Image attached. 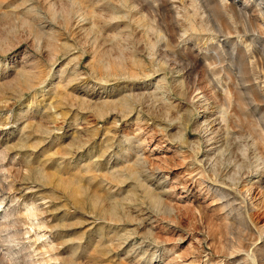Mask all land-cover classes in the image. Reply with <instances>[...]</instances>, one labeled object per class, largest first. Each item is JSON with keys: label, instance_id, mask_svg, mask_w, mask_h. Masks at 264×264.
<instances>
[{"label": "rangeland", "instance_id": "obj_1", "mask_svg": "<svg viewBox=\"0 0 264 264\" xmlns=\"http://www.w3.org/2000/svg\"><path fill=\"white\" fill-rule=\"evenodd\" d=\"M263 99L264 0H0V264H264Z\"/></svg>", "mask_w": 264, "mask_h": 264}, {"label": "bare ground", "instance_id": "obj_2", "mask_svg": "<svg viewBox=\"0 0 264 264\" xmlns=\"http://www.w3.org/2000/svg\"><path fill=\"white\" fill-rule=\"evenodd\" d=\"M257 66H258V65H257ZM252 68H253V70H254V67H252ZM252 68H251V69H252ZM255 68H256V66H255ZM256 69H257V68H256ZM256 69H255V70H256ZM255 70H254V71H255ZM250 71H251V70H250ZM256 72H257V71H256ZM250 73H251V72H250ZM255 74H256V73H255ZM256 75H257V74H256ZM251 76H252V75H251ZM255 78H256V77H255ZM243 81H245V80H243ZM243 81L240 82V83L243 84ZM247 81H248V80H247ZM249 81H250V80H249ZM249 81H248V83H251L252 80H251L250 82H249ZM245 82H246V81H245ZM245 82H244V83H245ZM238 84H239V83H238ZM246 84H247V83H246ZM252 85H253V84H252ZM242 86H243V85H242ZM247 86H249V85H247ZM247 86H246V87H247ZM237 87H238V86H237ZM248 90L250 91V89H248ZM250 93H251V92H250ZM253 96H254V95H253ZM250 97H251V96H250ZM253 98H254V97H251V99H253ZM251 99H250V100H251ZM255 99H256V98H255ZM251 101H252V100H251ZM255 101H256V100H254V102H255ZM263 101H264V99H263ZM255 103H256V102H255ZM258 103H259V102H258ZM260 103H261V102H260ZM253 104H254V103H253ZM0 202H1V201H0ZM4 215H5V214H4ZM4 217H5V216H4ZM10 222H11V221H10ZM10 222H8V223H10ZM5 223H6V222H5ZM13 223H14V222H13ZM8 225H9V224H8ZM5 227H6V226H5ZM8 228H9V226H8ZM11 228H12V227H11ZM5 229H6V228H3V231H5ZM9 229H10V228H9ZM1 230H2V229H1ZM7 231H8V229H7ZM1 232H2V231H1ZM16 232H17V231H16ZM6 234H7V233H6ZM8 234H9V233H8ZM12 234H13V233H12ZM13 235H14V234H13ZM6 236H7V235H6ZM6 236H4V237H6ZM17 236H18V235H17ZM2 237H3V236H2ZM0 238H1V237H0Z\"/></svg>", "mask_w": 264, "mask_h": 264}]
</instances>
